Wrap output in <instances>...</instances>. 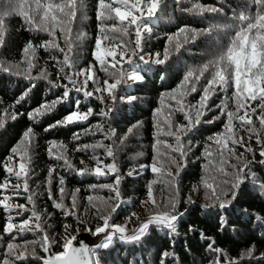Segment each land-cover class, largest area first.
I'll return each mask as SVG.
<instances>
[{
    "label": "trees",
    "instance_id": "trees-1",
    "mask_svg": "<svg viewBox=\"0 0 264 264\" xmlns=\"http://www.w3.org/2000/svg\"><path fill=\"white\" fill-rule=\"evenodd\" d=\"M28 3H32V0H28ZM97 4L98 0H84V9L77 13V18L72 25L73 34H84V39L74 45L73 54L78 55L79 58L77 69L93 65L97 76L103 81L106 78L105 74L100 71V66L92 55L95 40L101 35L100 21L96 18ZM194 4L217 7L222 11L215 14H199L196 11L181 10L182 8L191 9ZM32 6H35L34 3ZM27 7L28 4H25V8ZM245 8L248 12L255 14L256 8L254 5L249 6V0H182L181 4L175 3V0H167L165 10L159 12L157 18L146 21L147 26L152 28V32L145 33L143 54L146 58L149 56L155 58V54L160 53L162 57L165 47L168 46L171 55L163 65L151 63L144 65L138 58H136V65H125L129 71L136 68L144 77L142 82L129 80L127 85H122L118 90V96H135L136 99L133 102H121L118 99L113 105L107 94H104L106 102L101 103L95 98L99 94L85 99L82 92L73 90L70 93L71 102L57 105L51 112H46L36 120H30L28 112L45 101L55 100L64 91L62 87H51L49 80L61 85L68 83L62 78L63 73L59 72L57 65L58 60H63V53L54 47L48 49L36 47L33 61L35 67L29 68L24 48L29 42L38 46L45 41H51L53 37L45 31L31 30L24 19L15 12L5 17V43L0 46V64L11 65L14 71L23 72L25 75L0 72V123L4 125L0 127V184L6 180L10 181L7 190L0 189V199L5 196L10 197L6 203L12 205V210L9 212H5L0 205V264L5 258L9 242L22 245L25 241H36V254L43 257L45 253L40 247V242L45 233L62 244L66 224L70 226L67 233L69 236L85 229L94 231L95 227L102 224L99 217L93 215L96 208L107 215L116 203L115 200H108L110 196L114 197V193L99 186L113 184L117 174L121 178L120 191L123 203L116 212L113 223L126 226L130 232L141 218L167 210L176 200L179 201L177 210L184 215L177 222L175 233L153 226L139 241L115 240L109 249H101L97 252L95 257L97 264H217V262L227 264L228 258L239 260L240 264H264V259L261 258L264 256V222L257 220V217L264 218V187L260 186L264 182V165L259 163L264 157L259 155L261 145L256 143L255 134L249 140V132L238 128L235 133L236 138L243 137L245 146H250L253 151L245 152V147L239 144L235 145L234 149L235 156L244 153L242 163L252 161L251 169L256 175V183L249 179L243 184L239 189L238 198L227 210L219 209L218 206L206 207L214 203V198H211V190L205 188L204 181L219 185L218 194L226 193L237 172V169L232 167L237 164L235 156L230 157L229 163L223 165L227 175L218 170L219 149L214 142V139H223L217 134L225 133L227 123V116L222 115L217 106L227 100L229 110L235 111V101L232 98L233 87L229 86L227 91L217 89L208 101L209 110L201 118L202 122L182 137L188 153L179 177L173 181L166 175L167 171L175 172V168L170 164H166L163 175L151 171L154 158L167 160L163 154L169 151L164 144H157V140L166 141L173 146L176 144L175 139L160 131L158 125H163V121L170 112L173 113L171 120L174 126L187 124L184 113L174 110L178 107L176 101L171 98L174 90L176 93L180 91V83L187 71L202 67L216 57L218 54L216 41L220 40L227 44L225 32L227 31L228 35H234V32L226 30L223 26L232 24L235 19L234 14L238 15ZM113 23L112 20L105 21L108 26ZM213 25L220 27L211 36H199L194 42L183 44L179 52L175 51L177 38L174 34L181 27L208 29ZM109 35L116 43L121 39L125 41L129 39L121 33ZM169 36L174 37L171 44L168 42ZM56 38V42L64 47V38L60 35L59 29H57ZM132 38L134 39V35ZM178 39L183 43L182 35ZM107 43V41L104 42L105 45ZM29 72L32 79L27 78ZM45 73L48 79L42 78V74ZM58 75L60 79H57ZM205 77L211 78V71L205 73ZM206 83L207 79L202 78L197 84V92L189 94L185 103L197 104ZM92 88L93 85L89 82L88 90ZM25 93H27L25 98L17 104L16 101ZM76 100H80L82 112L92 108L96 115L90 116L82 123L49 127L61 120L69 111L74 110ZM259 103V101L251 102L252 106L258 109L257 114H259ZM108 107L114 109L109 116L98 115L101 110ZM13 112L17 113L16 120L11 119ZM215 117L219 118L214 119ZM208 120H214V122L207 123ZM253 120L257 133L264 137V130L261 129L259 121L255 116ZM134 125L138 126L133 127ZM29 127L32 128L33 135L28 146L29 191L25 192L24 180L17 181L14 176H9L5 171V165L17 168L20 153L14 155L12 149L21 146L23 133ZM163 127L167 126L163 125ZM46 128L47 131H45ZM130 128L131 132H129ZM77 134L79 139H75ZM53 144L55 147H52ZM229 144L231 146V142ZM85 145L89 147L85 148ZM109 146H113L114 157L106 154ZM50 147L54 154L66 156L74 168L68 169L63 160H57L54 155H50ZM206 150L211 151L213 156L207 157ZM173 155L177 154L173 153ZM9 157H12L11 161ZM97 158L104 164L115 161L118 173L102 177L77 174L75 169L94 168ZM209 159L215 162L216 167L208 164ZM53 169L54 171L50 174V170ZM61 178L64 179L63 185L60 184ZM225 180L229 183L225 184ZM16 183H20L18 195L15 194ZM93 185L97 187L93 188ZM149 185L152 187V196L159 207L149 202ZM61 187L65 190L63 203L69 208L72 205V195L75 193L76 215L66 216L64 210L54 207V201L61 202ZM77 189L79 191H76ZM49 193L52 194V199H49ZM32 194H34L35 210L41 216L43 230L20 235L13 232L12 235H17V239L12 241L11 236L3 233V226L9 216L13 217L12 222L18 225L22 219H27L31 215L33 205L28 202L27 197ZM90 196L93 197L92 203L88 200ZM221 198H224L223 195ZM19 204L25 205L28 209L22 216L18 215L20 210L16 208ZM93 204L96 207H93ZM35 223L33 219V227ZM190 226L194 231L189 230ZM213 241L214 246L221 249L220 253H215L208 248V244ZM250 248H254L252 257L246 255ZM31 250L30 245L28 251L31 252ZM52 251L58 253L62 251V248L53 245ZM165 252L171 255L165 257L163 255ZM23 264H42V262L29 256Z\"/></svg>",
    "mask_w": 264,
    "mask_h": 264
},
{
    "label": "snow or ice",
    "instance_id": "snow-or-ice-1",
    "mask_svg": "<svg viewBox=\"0 0 264 264\" xmlns=\"http://www.w3.org/2000/svg\"><path fill=\"white\" fill-rule=\"evenodd\" d=\"M34 3V7L32 6ZM32 3H28V0H0V46L5 43V17L15 12L20 15L24 22L34 31H45L53 37L51 41H45L42 45H33L31 42L24 48L26 56V62L29 68L35 67L33 63L35 59V48L44 47L48 49L54 47L63 53V60L57 61L59 72L63 73V79L66 80L67 84H59L49 80L51 87L63 88L64 91L61 96L51 102L45 101L34 110L28 112V118L30 120H36L42 117L46 112H51L57 107V105L71 102L70 93L71 91L82 92L85 99L91 98L96 95V99L100 100L101 103H105V95L109 97L115 105L119 99L121 102H133L135 96H118V90L122 85H127V81L131 80L134 82H142L144 77L133 68L131 71L125 67V65L132 66L136 65V58L139 59L144 65L165 64L171 55L168 46L165 47L163 55L160 53L155 54V58L149 56L145 57L143 54L144 41L146 40L145 33L151 34L152 28L147 26L146 21L148 19L157 18L159 12H163L167 6V0H98L97 4V20L100 21V32L101 35L95 40V48L92 52L93 58L96 63L100 66V71L105 74V79L101 81L100 77L97 76L93 65H89L87 68L77 69L79 64L78 55L74 53V45L78 41L84 39V34H73V27L77 13L84 9V0H32ZM175 3L181 4L182 0H175ZM25 4L28 7L25 8ZM254 5L256 8L255 14L247 11V8L241 10L239 14H234L235 19L232 24L224 25L223 27L234 35H228L227 44L217 40L216 46L218 54L213 60H209L202 67L196 69H190L183 76L180 83V91L175 92L172 95V99L176 101L178 107L174 110L183 112L184 118L187 124H175L171 120L172 112L169 113L168 117L163 121V125H158L160 131L165 132L166 135L171 136L175 139V146L168 144L166 141L157 140V144H164L169 151L163 155L167 157V160L154 158V162L151 165V171L153 173L165 174L166 164H170L175 168V172L167 171L166 175L171 177L173 181L180 175V171L184 166V160L187 158L188 149L183 143V136H186L201 122V118L206 115L209 110L208 101L212 94L217 89L221 91H227L229 86L234 88L232 98L235 101V111H231L228 108L227 100L222 102V105H218L221 114L227 116V123L225 124V133H218V137L223 139H214V142L218 145V156L219 165L218 170L224 172L223 165L229 163V158L235 156L234 146L239 144L241 147H245V152H252L253 149L250 146H245L243 137L236 138L235 133L238 128L244 129L249 132V140L253 138L255 134L256 143L261 145L259 155L264 157V137L257 133V129L254 124L253 117L259 121L260 127L264 130V0H249V6ZM182 11H196L199 14L203 13H219L222 11L221 8L217 7H203L199 5H193L191 9H181ZM112 20L114 23L111 26L105 24V21ZM220 26L213 25L208 29H195L187 26L181 27L175 35L177 41L175 43V51L179 52L183 47V44L194 42L197 37L209 35L211 36ZM59 29L60 35L64 38V47H61L56 42V32ZM110 33H121L123 36H128L127 41L121 39L116 43ZM134 35V39L132 38ZM183 36V43L179 42V37ZM174 37L169 36L168 42L171 44ZM107 41V45L104 42ZM211 71V78L205 77V73ZM0 72H8L15 75H25L23 72L14 71L13 66H4L0 64ZM27 78L32 79L30 72L27 74ZM42 78L48 79L47 74H42ZM61 77L58 75L57 79ZM82 78V79H81ZM163 78V77H162ZM207 79V83L203 87V92L200 95V99L197 104H186V97L191 93L197 92V84L202 80ZM89 82L93 85L92 90L89 89ZM69 85L71 87H69ZM27 95L25 93L16 101L19 104ZM259 101V114L258 109L253 107L251 102ZM80 100L74 102V110L69 111L61 120L56 121L55 124L49 127L56 126H67L74 123H82L87 121L92 115H96L92 108H88L86 112L80 110ZM171 107V106H170ZM114 109L108 107L105 110H101L98 115L101 117H107L112 113ZM215 117L214 119H218ZM11 119H17V113L11 114ZM207 123H213L214 120H208ZM238 122V123H237ZM3 123H0V127H3ZM134 125L133 127H137ZM48 129L46 128L45 131ZM132 129H129L131 132ZM114 134V132L112 133ZM33 130L31 127L23 133V139L21 146L14 147L12 153L15 155L18 152L19 163L17 168L9 167L5 165V171L9 176H14L17 181L24 180V191L28 192L27 177L29 175V159H28V146L31 142ZM75 139H79V135H75ZM231 142V146L229 144ZM102 147L103 145H97ZM52 147H55L53 144ZM52 147L49 148V154L54 155L57 160H63L64 164L68 169H73L74 166L68 161L66 156L63 154L56 155L52 151ZM88 148V145L84 146ZM80 150V149H77ZM173 153L177 155H173ZM227 153V155L225 154ZM107 156L114 157L113 146H109L106 152ZM159 156V154H158ZM206 156L212 157L213 153L206 150ZM244 153H240L239 156H235L237 160L236 165H232L233 168L237 169L234 176L233 182L228 192H221L218 194L219 185L209 184L204 181L205 188L211 190V198H214L212 205H206V207L218 206L219 209L227 210V208L238 198L239 189L249 179L256 183V175L251 169L252 161L242 163V157ZM10 161L12 157L8 158ZM83 163V161H81ZM261 165H264V159L259 161ZM208 164L212 167H216L215 162L212 159L208 160ZM242 165V166H241ZM142 168L144 166H141ZM208 169H206L207 171ZM50 170V174H51ZM78 175L92 174L97 177L107 176L110 174L118 173V169L115 161L111 164H104L103 161L96 159V165L92 169L81 168L75 169ZM23 174V175H22ZM227 175L226 172H224ZM121 178L117 174L113 184H104L99 187L107 188L110 192L114 193V197L110 196L109 201L115 200L116 203L111 207L110 212L105 215L99 208L93 215L98 216L102 221L101 225L95 227L94 231H91L93 236H100L104 234L103 238L94 247L86 246L84 243H80V246L74 247V241H77L76 236L67 235L69 225H64L65 236L63 237V243L59 244L54 238H50L47 233L43 235L40 247L46 254L43 257L37 256L35 250L36 241H25L24 244H16L9 242L7 244V251L2 264H17L28 259L29 256L33 259L41 260L42 264H97L95 257L99 249H109L114 240L117 238L116 234H119V239L125 242L139 241L147 231L155 226L157 228L167 229L170 233H175L177 230V222L184 215L183 212L177 210L178 200L172 202L167 210L158 211L151 215L145 221L134 229L130 234L126 226L117 225L112 222L113 215L117 212L123 203L121 199L120 191ZM225 184L229 181L225 180ZM60 184H64V179H60ZM10 186V181L6 180L0 184V189L7 190ZM261 187H264V182L261 183ZM96 188V185L92 186ZM14 188L17 190L16 195L19 194L20 183H16ZM64 188H60L61 202L57 203L54 201V207L64 210V215L72 216L76 215V197L75 193L72 195V205L67 207L63 203ZM76 191H79L77 189ZM33 195L27 197L28 202L33 205L31 215L27 219H22L17 225L12 222L13 217L9 216L3 226V233L11 236V240L15 241L17 235L24 234L26 232H40L42 231V222L40 214L35 210L33 201ZM223 195V199L221 196ZM149 202L159 207L156 200L152 196V187L149 185L148 189ZM230 196V198H229ZM10 197L5 196L0 199V205L3 206L5 212L12 210V205L6 203ZM49 199H52V194L49 193ZM190 199V198H189ZM89 203H92L93 197H88ZM96 207L95 204L92 205ZM20 211L18 215L22 216L28 209L23 204L16 205ZM134 215V214H133ZM35 220L34 227L32 226V220ZM79 219V217H77ZM257 220L264 222V218L257 217ZM221 227H224V222H221ZM190 231H194L193 228H189ZM16 232L17 235H12ZM203 236V233H201ZM214 241L208 244V248L215 252L220 253L221 249L214 246ZM31 245V252L28 251ZM53 245H57L62 248V251L56 253L52 251ZM22 249V250H21ZM254 248L247 250L246 255L252 257ZM165 257L171 255V253H163ZM264 259V256L261 257ZM219 264V262H217ZM227 264H240L239 260L227 259Z\"/></svg>",
    "mask_w": 264,
    "mask_h": 264
},
{
    "label": "water",
    "instance_id": "water-1",
    "mask_svg": "<svg viewBox=\"0 0 264 264\" xmlns=\"http://www.w3.org/2000/svg\"><path fill=\"white\" fill-rule=\"evenodd\" d=\"M118 211V210H117ZM116 214V213H115ZM115 214L113 215V219H112V222L114 220V216ZM148 219V218H146ZM145 219V220H146ZM145 220H142V221H145ZM141 221V222H142ZM141 222L138 223V225H136L130 232H128L129 234L134 230L136 229L140 224ZM72 236H76L77 237V241H74L73 243V246L74 247H78L80 246V243H84L86 246H92L94 247L97 243L100 242V240L103 238L104 234H101L100 236H93L91 234V231H88V230H84V231H79V232H76L75 234H73ZM117 238L115 240H119L121 241L118 237H119V234H116ZM114 240V241H115ZM125 242V241H124ZM101 250V249H99ZM98 250V251H99ZM46 255V254H45Z\"/></svg>",
    "mask_w": 264,
    "mask_h": 264
},
{
    "label": "rangeland",
    "instance_id": "rangeland-1",
    "mask_svg": "<svg viewBox=\"0 0 264 264\" xmlns=\"http://www.w3.org/2000/svg\"><path fill=\"white\" fill-rule=\"evenodd\" d=\"M119 209V208H118ZM150 216H145V217H143V218H141L139 221H138V223L139 222H141L142 220H145L146 218H149ZM138 223L136 224V225H138Z\"/></svg>",
    "mask_w": 264,
    "mask_h": 264
}]
</instances>
